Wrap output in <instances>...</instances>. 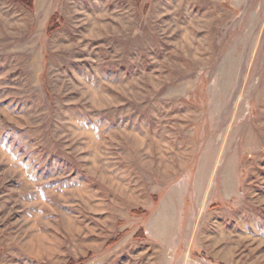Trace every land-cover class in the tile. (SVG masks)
Returning a JSON list of instances; mask_svg holds the SVG:
<instances>
[{"label": "rangeland", "instance_id": "1", "mask_svg": "<svg viewBox=\"0 0 264 264\" xmlns=\"http://www.w3.org/2000/svg\"><path fill=\"white\" fill-rule=\"evenodd\" d=\"M0 264H264V0H0Z\"/></svg>", "mask_w": 264, "mask_h": 264}, {"label": "trees", "instance_id": "2", "mask_svg": "<svg viewBox=\"0 0 264 264\" xmlns=\"http://www.w3.org/2000/svg\"><path fill=\"white\" fill-rule=\"evenodd\" d=\"M18 1H20L22 4H24L28 8L32 7L33 0H18Z\"/></svg>", "mask_w": 264, "mask_h": 264}]
</instances>
